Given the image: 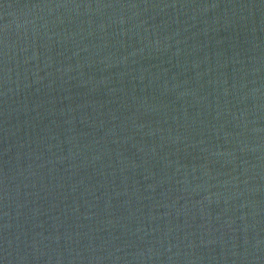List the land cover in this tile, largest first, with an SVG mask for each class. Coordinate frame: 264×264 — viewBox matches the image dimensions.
<instances>
[{
    "label": "water",
    "instance_id": "obj_1",
    "mask_svg": "<svg viewBox=\"0 0 264 264\" xmlns=\"http://www.w3.org/2000/svg\"><path fill=\"white\" fill-rule=\"evenodd\" d=\"M0 70L264 252V0H0Z\"/></svg>",
    "mask_w": 264,
    "mask_h": 264
}]
</instances>
